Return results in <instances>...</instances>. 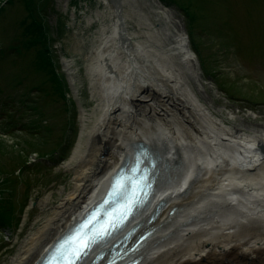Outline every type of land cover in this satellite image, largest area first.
<instances>
[{
	"label": "bare ground",
	"instance_id": "6f19581e",
	"mask_svg": "<svg viewBox=\"0 0 264 264\" xmlns=\"http://www.w3.org/2000/svg\"><path fill=\"white\" fill-rule=\"evenodd\" d=\"M107 4L110 32L102 30L87 64L96 102L80 103L81 132L66 163L73 182L59 202L51 193L41 200L44 214L9 264H36L140 143L156 157L157 176L152 199L128 224L139 233L154 228L138 264H256L264 257V129L245 124L256 123L254 114L242 117L209 96L172 8L159 0ZM64 64L77 88L73 59Z\"/></svg>",
	"mask_w": 264,
	"mask_h": 264
},
{
	"label": "rangeland",
	"instance_id": "374dc122",
	"mask_svg": "<svg viewBox=\"0 0 264 264\" xmlns=\"http://www.w3.org/2000/svg\"><path fill=\"white\" fill-rule=\"evenodd\" d=\"M174 2L206 69L209 96L242 117L254 114L256 123L245 124L264 129V0ZM113 19L104 0H0V264L10 263L44 214L41 200L51 193L59 202L73 182L66 163L81 132L80 103L96 102L89 51ZM65 58L77 67V88ZM70 120L64 140L59 126Z\"/></svg>",
	"mask_w": 264,
	"mask_h": 264
},
{
	"label": "snow or ice",
	"instance_id": "6c2138e0",
	"mask_svg": "<svg viewBox=\"0 0 264 264\" xmlns=\"http://www.w3.org/2000/svg\"><path fill=\"white\" fill-rule=\"evenodd\" d=\"M136 169H133V172H135ZM132 182V178H129L128 183L130 184ZM86 234H77L76 236L72 237L69 241L66 242V245L62 246V248L65 249V251L68 252V255L70 257L69 260H65V264H71V258L72 257H78V254L82 252L85 248H87L90 243L93 241L91 239H86ZM60 258L64 259V252H61Z\"/></svg>",
	"mask_w": 264,
	"mask_h": 264
},
{
	"label": "trees",
	"instance_id": "16d2710c",
	"mask_svg": "<svg viewBox=\"0 0 264 264\" xmlns=\"http://www.w3.org/2000/svg\"><path fill=\"white\" fill-rule=\"evenodd\" d=\"M29 34L33 35V33H32V32H30ZM41 40H42V39H41Z\"/></svg>",
	"mask_w": 264,
	"mask_h": 264
}]
</instances>
